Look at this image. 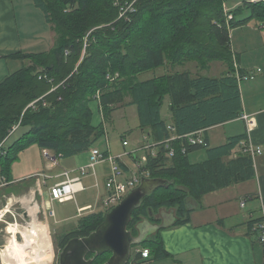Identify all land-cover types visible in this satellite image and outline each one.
Segmentation results:
<instances>
[{
  "label": "trees",
  "instance_id": "1",
  "mask_svg": "<svg viewBox=\"0 0 264 264\" xmlns=\"http://www.w3.org/2000/svg\"><path fill=\"white\" fill-rule=\"evenodd\" d=\"M33 1L56 39L47 52L13 55L22 67L0 82L1 176L9 179L11 166L32 144L59 159L91 151L106 135L105 126L113 122V113L135 107L139 128L147 131L145 137L157 152L148 155L141 172H148L151 179L166 180L167 185L147 196L134 211L128 226L134 237L139 236L137 226L145 220L161 225V211L170 210L175 217L173 224L162 229L187 224L206 194L256 177L259 156L253 159L240 153L231 158L241 141L249 140V132L217 148H211L206 133L247 115L240 83L254 80L256 74L240 69L231 31L255 18L264 20V0L246 2L235 10L227 9L226 0ZM247 8L252 13L240 19ZM192 62L201 71L221 62L226 71L220 77L176 71ZM157 69L167 72L157 76ZM147 73L153 76L142 79ZM95 100L104 118L98 127L93 124L90 105ZM166 100L171 124L162 116ZM17 125L19 132V128L13 132ZM171 129L178 136L203 131L207 146L191 145L181 138L166 148ZM16 133L17 138L9 142ZM202 150L206 158L192 162L190 155ZM104 218L103 212L87 217L77 229L59 236L58 248L89 236ZM253 227L251 223V231L258 236ZM155 240L148 238L140 246L150 249L152 256L156 251V258L165 256L163 246L153 249ZM110 257L111 253L95 257L92 264H105Z\"/></svg>",
  "mask_w": 264,
  "mask_h": 264
},
{
  "label": "crops",
  "instance_id": "2",
  "mask_svg": "<svg viewBox=\"0 0 264 264\" xmlns=\"http://www.w3.org/2000/svg\"><path fill=\"white\" fill-rule=\"evenodd\" d=\"M238 6L230 9L233 10ZM33 23L34 28H32ZM47 29L51 32L46 37ZM36 31L38 35L35 33ZM55 39V32L47 23L44 13L36 8L33 0H0V82L22 67L21 61L11 58L13 55L22 51L28 54L47 52L54 47ZM238 54L242 70L249 71L250 61L247 60L243 63L242 54L239 52ZM182 68H177L176 71L187 69ZM259 69L261 70L259 73H261L262 69ZM187 70L191 71V69ZM166 72L167 69H162L161 73L155 72V74L160 76ZM202 72L200 70L196 74L202 75ZM151 75L153 76V73ZM142 79L147 78L142 77ZM259 82L264 83L263 80ZM253 86L254 94L249 100L244 99L243 108L244 113L253 118L249 141L264 151V89H261L260 85ZM90 105L94 113L93 124L98 127L104 123L100 103L95 100ZM124 109L126 108H120L113 113V122L105 126L106 133L108 127L115 124L116 113ZM238 122L244 124L243 129L227 128ZM246 126V123L240 119L207 130L206 134L211 148L224 145L231 137L248 133ZM147 135V131L139 132L126 128L121 134L122 153L123 151L125 153H120V162L124 158L135 161L137 157L131 155L129 150L137 147ZM107 138L109 139L108 136ZM124 141H128L129 145L124 146ZM112 145L113 143H109L107 149H101V151L103 153L107 151L109 155H112ZM45 151L38 144L30 145L20 153L18 160L11 166L9 179L0 175V212L9 207L15 215L24 212L29 221L37 219L42 226L46 227L52 245V242L57 244L60 235L74 231L92 214L103 212L106 215L108 210L103 208L102 201L107 198V190L104 195L105 191L103 192L101 184L107 183L111 170L107 167L108 162H102L97 164L94 169L88 170L87 174L82 175L80 169L88 166L90 151L70 158L59 159L55 166L49 164ZM198 153H193L196 155L195 162L206 158V153L204 156ZM238 155L237 147L232 152L231 158H236ZM255 169L256 177L254 179L206 194L202 198L201 204L193 208L190 222L187 224L177 228L162 229L159 233L149 237L151 240L156 239L153 241V249L163 246L165 255L156 258L155 251L150 264H264V247L259 243L258 236L251 231V223L255 225V221L262 216L264 153L258 157ZM65 171L70 173V178L81 177L83 189L78 191L72 200L52 201L51 188L66 181ZM242 200L246 201L245 208L240 206ZM62 206H67L64 211ZM51 210L54 211V216L49 215ZM160 215L162 220H164V216L167 218V222L162 221L161 225L173 224L175 217L172 212L167 214L165 211H161ZM50 219H53L55 228L52 227ZM9 220H15V217L10 213L6 215L4 222L0 221L4 225L3 228H0V236L2 235L3 238H5V231L9 233L6 228V222ZM44 238L46 240L47 237L44 235ZM12 242L13 240H11V245ZM8 253L10 254L7 252L4 257L11 263ZM0 264L5 263L2 260Z\"/></svg>",
  "mask_w": 264,
  "mask_h": 264
},
{
  "label": "rangeland",
  "instance_id": "3",
  "mask_svg": "<svg viewBox=\"0 0 264 264\" xmlns=\"http://www.w3.org/2000/svg\"><path fill=\"white\" fill-rule=\"evenodd\" d=\"M253 2L256 3L259 0H226V7L229 8V10H231L230 8L236 7L238 5H244L246 2ZM239 8V6L237 7ZM235 8V9H237ZM233 9V10H235ZM252 13V10L250 8H247L243 11V14L241 13L238 17L241 18H245L250 16V14ZM32 28H34V23L32 25ZM42 30V29H41ZM51 31H48L47 29V34L46 37L50 35ZM232 33V40H231V46L232 49L235 52H239L240 54H242V61L243 63H245L247 60L250 61V65L251 67L248 69L249 72L253 71L254 74H256L257 78L255 81L253 80H244L240 83L241 86V92L243 94V101L244 99L249 100L250 97H252V94H254V86L253 85H260L261 89H264V83H260L259 81H264V20H261L260 18H255L254 20H252L247 26H242L239 28L234 29L233 31H231ZM38 35V32H35ZM42 33V32H41ZM36 35V36H37ZM35 37V36H34ZM43 37V36H42ZM187 69H191L192 72H194L195 74L198 72H200V69L198 68L196 63H189L187 66H184ZM262 69V72H260V69ZM183 69V68H180ZM242 70V68H240ZM162 69H157L155 72L161 73ZM226 71V66L221 62H214L212 65V68L208 71H203L202 75L204 76H209V77H220L221 74ZM248 72V71H247ZM252 72V73H253ZM259 73V74H257ZM251 74V72H250ZM151 73H147V74H143L141 75V77L143 78H148L151 77ZM116 119H115V124L112 126L108 127V131L106 133V135L101 138L98 143H97V148L98 149H103L106 150L107 149V145H109V143H113L112 145V156L115 158H120L122 153V143H121V134L122 132L125 131V129L127 128H131L134 129L136 131H141V129L139 128V121H138V116L136 113V108L132 107V108H126L124 110H120L119 112L116 113ZM114 116V117H115ZM162 116L163 118H165L169 123L171 122V114L169 112V107H168V101H165V104L163 106L162 109ZM253 121V119H252ZM244 124L242 122H238L235 123L229 127H227L228 129L231 128H241L243 129ZM20 128L17 130V132H19ZM176 132H174L175 134ZM197 133V132H196ZM20 134V133H19ZM193 134H189V135H194ZM177 135V134H176ZM189 135H186L187 140H189ZM18 133L15 134V136H13L11 138V140L9 142H13L15 140V138H17ZM107 136L109 137V139L107 138ZM173 136V133H172ZM171 136V137H172ZM175 139H170V142L174 141ZM143 144V140L141 141V143H139V145L137 147H134L133 149L129 150L132 152L131 155H135L137 157L136 161L129 159V158H124L121 163L125 164L127 166V169H125L124 167V171H125V175L127 177H132L134 172H138L137 170V161H139V159L141 158V156L143 154H145V151L143 150H139L141 148V146H145L142 145ZM152 144V149L154 150L155 153H157L154 149V147L156 146L155 144ZM199 147L202 146H207L205 143L198 144ZM96 148V147H95ZM49 151V150H46ZM201 156H204L205 151H199ZM123 153H125V151H123ZM122 153V154H123ZM127 153V152H126ZM128 154V153H127ZM190 160L192 162L196 161V155L191 154L190 155ZM90 162V160H89ZM63 164L65 165V162H63ZM109 164V163H108ZM107 167H109V170L112 169L111 164L108 165ZM104 182V181H103ZM105 185L106 183H102L101 187L103 192L105 191L104 195H106V189H105ZM95 192V191H94ZM106 198V197H105ZM74 204V203H73ZM64 206H62L63 208ZM67 206H65L62 210L64 211V209ZM60 208L57 207V212L58 209ZM102 208V207H101ZM96 209V207H95ZM97 212V211H96ZM164 212V211H163ZM167 214H170V210H166L165 211ZM165 215V213H163ZM159 217L161 218V215H159ZM20 220L18 221L19 224H23L26 226V221L22 220L21 218H19ZM167 219L165 218V220H162L164 223ZM9 222L11 223V225H13L14 221L9 220ZM27 222H30L29 220H27ZM51 225L53 228H55V225L53 223V219H50ZM152 226V225H150ZM4 225L0 223V228H3ZM149 227V226H148ZM20 228V227H19ZM18 227L16 226H10L7 230L9 233H7L5 231L4 236L5 238L2 237V235L0 236V252L2 254V257L4 258V263L5 264H22L20 261V259H17V261L14 260L12 261V263L9 262V259H6L4 257V254L7 252H10L9 257L11 258V253L16 252V246L14 247L13 245H11V240L13 239V236H15V242H12L14 244H19L18 245H23L25 242V238L23 237L22 234V230H20ZM140 228L143 230L145 227H142L140 225ZM148 229V228H147ZM147 229L144 232H147ZM6 230V229H5ZM39 230L44 232L43 233V244L46 248V252L42 251V245L41 242L38 241V239L33 238V245L29 248H24L25 249V256L28 258V260L30 262H28L27 264H59V253L62 251L61 248H58V245L55 244V242H52V245L50 243V239L48 236V231L46 229V227H39ZM143 232V231H142ZM22 235L23 239H21ZM12 235V237H11ZM44 235L46 238H44ZM153 234H150L149 236H147V238L152 237ZM255 238V235H254ZM18 240V242H17ZM24 240V241H23ZM7 251V252H6ZM42 253H47L45 255V257H43ZM42 254V255H41ZM21 254L19 256V258H21ZM36 256V257H35ZM41 261V262H39Z\"/></svg>",
  "mask_w": 264,
  "mask_h": 264
},
{
  "label": "built area",
  "instance_id": "4",
  "mask_svg": "<svg viewBox=\"0 0 264 264\" xmlns=\"http://www.w3.org/2000/svg\"><path fill=\"white\" fill-rule=\"evenodd\" d=\"M250 78L254 79V76ZM241 119L245 121L248 132H250L253 126V121H252L253 118L249 115H243ZM18 128H19V125L15 126L12 131L15 132ZM171 131L173 133V136L170 139L177 140L181 138H186V135L178 136L174 134L175 132L174 129H171ZM170 139L166 140V143H167L166 148L170 147L169 146V144L171 143ZM188 139H189L188 142L191 145H198L199 143L201 144L205 143L203 131H199L195 133L194 135H189ZM151 143L152 142L149 141L148 137H144L142 145L145 144V146H141L139 150L145 151V154H143L141 158L139 159V161H137L138 172H134L132 177H127L125 175L124 168L123 166H121V162H120L121 157L115 158L111 154L110 155L108 154L107 157H104V153L98 148H93L90 151V162L88 166L80 169V172L82 175L87 174L88 170L94 169L97 164L102 163V162H108L112 166L111 174L109 175L107 179V183H106L107 198L104 201H102L103 208L110 211L112 208L119 205L123 201V199L130 193V191H132L133 189L137 188L140 185L142 177L149 178L148 172H145V173L141 172V168L147 163L149 154H152L153 156L156 155V153L152 149ZM123 145L128 146L129 142L124 141ZM238 149H239V154L240 153L248 154L253 159H256V157L262 155L263 153V149L261 147L255 146L249 140L241 141V143L238 146ZM183 152H186V149H183ZM130 154H132V152ZM171 154L172 155L174 154V150H172V148H171ZM45 155L51 166L57 165L59 157L56 154L49 152V151H45ZM64 175L67 178L66 181L58 183L54 187L51 188L52 201L65 202L68 200H72L75 198L76 193L80 191L81 189H83L81 177L70 178V173L68 171H65ZM240 206L242 208H245L246 201L242 200L240 202ZM10 210L11 209H9L8 207L7 209H5V211L0 212V221L2 222L5 221V217L9 213L15 217L13 225H11V223L9 222H6L7 229L10 226H16L18 228L20 227L21 228V229L19 228L20 230L29 231L33 229L34 227H36V229L39 230V227L42 226L41 222H38L37 219H33L32 221L27 222L28 218L26 217L27 216L26 213L22 212L21 214L15 215ZM261 210H262V216L255 223L253 227V231L258 234L259 243L264 245V200L262 201V204H261ZM49 215L54 216V211L53 210L49 211ZM19 218L26 221V226L18 223V221L20 220ZM42 227H45V226H42ZM21 239H23L22 236H21ZM151 259H152V255H151L150 249L139 246V247H135L132 249L131 257L127 264H150V262L152 261ZM2 260H3V257L0 252V262Z\"/></svg>",
  "mask_w": 264,
  "mask_h": 264
},
{
  "label": "water",
  "instance_id": "5",
  "mask_svg": "<svg viewBox=\"0 0 264 264\" xmlns=\"http://www.w3.org/2000/svg\"><path fill=\"white\" fill-rule=\"evenodd\" d=\"M166 185V180L142 177L140 185L106 213L104 221L95 231L87 237L74 238L66 244L59 253V264H92L95 257L107 253H111V257L105 264H127L132 248L142 245L150 234H156L162 227H167L153 225L145 220L137 226L139 236L134 237L128 230L132 215L143 200ZM165 218L166 216L163 219ZM140 225L145 228L142 230ZM146 229L147 232H144Z\"/></svg>",
  "mask_w": 264,
  "mask_h": 264
},
{
  "label": "bare ground",
  "instance_id": "6",
  "mask_svg": "<svg viewBox=\"0 0 264 264\" xmlns=\"http://www.w3.org/2000/svg\"><path fill=\"white\" fill-rule=\"evenodd\" d=\"M41 227V226H40ZM38 231H40V230H37L36 229V227H34L33 229H31V230H29V231H27V230H22V234H23V237L25 238V242H24V244L23 245H18V244H14V243H12V245L15 247L16 246V252H12L11 253V263H12V261H14V260H16L17 261V259H20V261H18V262H21L22 264H27L28 262H30L29 260H28V258L25 256V249L24 248H29V247H31L32 245H33V238H34V240L35 239H38V241L39 242H41V247H42V251H44V252H46V248H45V246H44V242H43V232L42 231H40V232H38ZM22 236V235H21ZM13 242H15V236H13ZM24 241V240H23ZM20 254L22 255L21 256V258H19V256H20ZM43 254V257H45V255L47 254V253H42ZM41 254V255H42ZM17 256H18V258H17ZM36 257V256H35ZM17 258V259H16ZM3 260H4V258H3ZM28 261V262H27ZM39 262H41V261H39ZM15 264V263H14Z\"/></svg>",
  "mask_w": 264,
  "mask_h": 264
}]
</instances>
